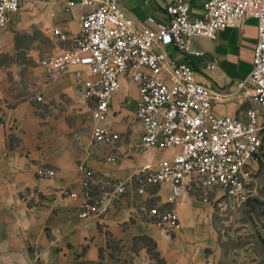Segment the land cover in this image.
<instances>
[{
	"label": "crops",
	"instance_id": "1",
	"mask_svg": "<svg viewBox=\"0 0 264 264\" xmlns=\"http://www.w3.org/2000/svg\"><path fill=\"white\" fill-rule=\"evenodd\" d=\"M22 0L0 43V264H264V155L250 163L248 200L233 206L221 187L185 191L170 201L171 187L154 184L138 194L129 189L102 211L94 181L95 209L82 217L83 163L101 180H124L145 164L170 158L174 149H137L144 126L136 117L137 86L128 76L114 95L108 125L116 140L94 143L92 111L77 83L76 67L57 76L46 68L47 55L70 45L52 34L61 26L71 37L80 30L79 16L94 9L80 0ZM139 21L165 20L163 0H121ZM197 9L201 3L192 0ZM54 38L48 51L39 39L22 50L19 31ZM255 18L225 27L216 38L197 37L192 59L196 79L215 89L236 85L252 68L257 45ZM172 51V49H171ZM181 61L187 57L172 51ZM49 55V56H50ZM83 76L89 69L83 68ZM38 96L42 100H38ZM218 115L245 116L236 92L216 101ZM115 158V159H110ZM52 168L51 177L39 169ZM33 192L34 196L26 194ZM160 215H153L152 208ZM174 210L178 224H157Z\"/></svg>",
	"mask_w": 264,
	"mask_h": 264
},
{
	"label": "built area",
	"instance_id": "2",
	"mask_svg": "<svg viewBox=\"0 0 264 264\" xmlns=\"http://www.w3.org/2000/svg\"><path fill=\"white\" fill-rule=\"evenodd\" d=\"M197 1L199 9L192 0H163L165 20L151 15L139 21L121 0H80L81 6L93 5L94 9L79 16V32L71 37L61 26L53 28V35L70 45L46 59L47 71L55 77L76 67L78 86L92 111L94 143L118 138L108 120L114 95L122 88L121 79L128 76L138 89L136 117L145 130L136 148L175 150L170 158L145 164L124 180H97L94 171L80 163L85 188L71 195L84 198L82 217L96 210L91 203L95 199L92 181L102 211L129 189L144 194L154 184L171 187L172 203L180 201L185 191L214 187H221L233 206L248 200L250 163L264 155V0ZM21 2L0 0V43ZM68 4L72 7L73 0ZM248 18H255L258 28L250 73L222 89L197 81L192 59L203 51L193 48V40L216 38L221 29L242 25ZM171 49L187 60H178ZM84 67L89 69L87 78ZM233 92L245 105V116L216 114L215 102ZM38 173L51 177L55 170L41 168ZM151 213L160 215L156 207ZM157 224L173 230L178 224L174 210L165 212Z\"/></svg>",
	"mask_w": 264,
	"mask_h": 264
},
{
	"label": "rangeland",
	"instance_id": "3",
	"mask_svg": "<svg viewBox=\"0 0 264 264\" xmlns=\"http://www.w3.org/2000/svg\"><path fill=\"white\" fill-rule=\"evenodd\" d=\"M15 37H16L17 43L21 45L22 47V50L17 52L16 58H15V61L18 63H22L27 60L26 50L32 46L35 39H39L40 41L43 42L47 50V54H48V51L54 47V38L52 36L49 37L48 35H42L38 30H35L33 34L19 31ZM49 55L50 54L47 55V58L51 56Z\"/></svg>",
	"mask_w": 264,
	"mask_h": 264
}]
</instances>
